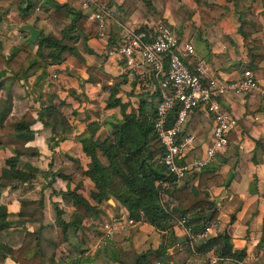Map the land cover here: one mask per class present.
Returning <instances> with one entry per match:
<instances>
[{
  "label": "crops",
  "instance_id": "0c3cea01",
  "mask_svg": "<svg viewBox=\"0 0 264 264\" xmlns=\"http://www.w3.org/2000/svg\"><path fill=\"white\" fill-rule=\"evenodd\" d=\"M56 1L83 14L88 11L80 0ZM149 1L154 12L173 28L178 38L192 44L193 53L185 58L189 68L200 62L207 75L230 81L237 79L244 67H249L257 81L264 84V58L254 67L247 64L248 49L253 40L259 39L264 49V0ZM108 2L116 9L115 18L106 21L100 33L87 37L84 42L81 38L70 42L81 59L64 52L60 61L33 69L25 78L17 81L12 80L11 72L4 65L0 66V70L3 69L0 75V100L6 96L10 99L6 118L17 114L19 119L30 120V127L34 130L33 137L23 143L4 141L0 137V176L1 168L6 167L5 158L14 153L15 148H10L13 144L21 145L16 167L25 169L26 163L38 169L31 172L34 177L27 182L0 177L3 181V185H0V202L6 206L8 221V227L0 230V243L17 247L23 237V228L34 229L39 224H53L54 203L63 209L62 217L68 220L73 206L62 200L58 193L60 190L76 188L88 199L94 210V213L82 219L80 227L76 229L68 227L62 233L59 227H55L63 252H58L56 248L52 262L42 259L41 264H131L136 253L154 249L160 242L168 255L178 253L186 244L187 236L174 221L170 229L163 231L146 221H134L119 228L111 239L102 237L97 229L102 221L111 216L127 215L126 210L111 196L99 203L89 198L90 190L94 189L93 182L81 171L87 167L90 159L82 150L80 139L88 134V130H93L92 139L102 140L111 134L112 123L121 119L120 104L106 106L112 88H116L114 95L125 105V112L132 108L135 113L140 112L149 119L158 99L160 79L159 74L155 75L144 64L140 63L135 69L129 70L117 54L106 52L107 48H112L119 41L122 24L134 27L154 20L146 13L144 2ZM205 2L225 5L226 10L217 19L205 24L202 30H198L199 11L207 8ZM67 6L53 11L45 0H36L32 10L17 18V7L9 0H0V52L6 56L15 46L35 51L36 46L29 39L28 32L20 29L22 23L34 26L42 33L60 37L63 21L74 16ZM239 18L254 23V30L246 38L237 31ZM86 47L92 52L87 51ZM52 74L56 76L52 78ZM220 102L237 116V126L228 133L227 144L235 147L237 162L234 176L227 186L212 184L207 187L218 209L209 235L224 229L229 236L231 249L244 251L242 258L224 259L222 264H264V232L261 230L264 214V152L260 162L251 161L255 140L264 146V96L253 91L242 93L228 90ZM45 104L53 105L60 113L61 122L55 123V129L61 137L57 140L56 136L51 139V127L38 120V109ZM210 133V115L201 107L194 108L180 133L192 137L184 155L187 163L203 156L210 142ZM221 152L208 161L206 165L214 167L212 172H206L204 176L218 174L223 180L226 179L230 166L219 162ZM96 156L105 162L99 150ZM156 162L160 164L158 156ZM55 171L67 177L52 176L51 173ZM197 171L195 168L188 170L180 184L186 181L188 186L203 188L197 185L198 177L194 174ZM164 184L162 182V186ZM167 198L170 200L169 205H173V199ZM27 202L31 205L29 210L20 207V204ZM231 214L234 218L229 222ZM213 254L212 249L204 253L192 252L184 264H208L206 260ZM0 264L16 262L6 257ZM156 264L176 262L164 258Z\"/></svg>",
  "mask_w": 264,
  "mask_h": 264
},
{
  "label": "trees",
  "instance_id": "16d2710c",
  "mask_svg": "<svg viewBox=\"0 0 264 264\" xmlns=\"http://www.w3.org/2000/svg\"><path fill=\"white\" fill-rule=\"evenodd\" d=\"M18 9L17 18L24 16L28 11L35 7L36 0H9ZM108 1V0H102ZM146 7V13L154 20H162L153 10L149 0H142ZM49 3L53 11H58L61 7L67 6L56 0H45ZM207 8L200 9V25L198 30L221 16L226 6L216 2H205ZM67 9L74 12V16L67 21H63L60 30V37H55L50 33L40 32L33 44L36 49L34 52L26 51L20 47H12L9 53L4 56L0 52V66L4 65L12 74V80L25 78L30 71L44 67L48 63L58 62L62 59L64 52L75 55L81 59L79 53L70 42L79 38L86 40L98 32L97 24L86 20L85 14L79 10H74L67 6ZM60 21V20H59ZM62 22V21H61ZM254 30V23L249 19H240L237 31L243 38H246ZM86 50L92 52L86 47ZM248 66L254 67L257 62L264 58V49L261 41L255 39L252 46L248 49ZM249 68V67H248ZM3 69L0 70V75ZM116 88H112L106 106L120 104L122 117L117 122L112 123V132L102 140L92 139L93 130H88V134L82 137V150L89 156L87 167L81 171L93 182L94 189L90 190L89 198L97 203L106 200L109 196L126 210L127 217L134 221H146L156 229L163 231L170 229L173 225V215L187 213L189 216L186 223L191 226L193 233L200 232L206 225L215 222L218 209L216 202L210 197L207 187L212 184H222L227 186L234 176V168L237 162V154L233 145H227L220 153V163L230 166V171L225 180L218 174L210 177L204 176L206 172H212L213 165H204L198 169L197 185L204 186L197 188L188 186L186 181L179 185L170 182L171 175L166 172L161 164L156 162V156L162 154V147L155 139L151 121L140 112L137 114L132 108L124 111L125 105L120 103L115 97ZM159 96V95H158ZM10 99L6 96L0 101V128L9 110ZM175 110V109H174ZM173 110V111H174ZM38 120L43 125L51 127V139L61 138L55 123L61 122L60 113L51 104H45L38 109ZM151 117V116H150ZM30 120L23 118L14 122L10 131L1 132L4 141L25 142L33 137L34 130L30 127ZM56 140H54L56 142ZM2 141V139H1ZM99 150L105 159L101 162L96 156ZM149 152L148 156L147 153ZM264 146L259 140H255L252 150L251 161L258 163L262 160ZM21 149L15 148L14 153L5 158L6 167L1 168V176L20 182L30 181L34 175L32 171L38 170L30 164L24 163L25 169L16 167ZM61 178L67 175L55 171L51 173ZM156 181L158 183H156ZM162 182L165 184L162 186ZM0 185L3 181L0 180ZM14 186V185H12ZM65 203H70L73 210L65 220L62 217L63 209L53 204L54 223L39 224L34 229L23 228V237L17 247H11L0 243V261L8 257L16 264H41L42 259L52 262L55 249L63 252L59 247L60 239L55 233V227H59L63 233L68 227L78 228L84 217L94 213L93 207L83 195L76 191V188L58 191ZM166 195V197H165ZM173 199L174 204L169 205V198ZM6 206L0 202V230L8 227L6 220ZM234 216H229V222ZM262 232H264V214L262 216ZM163 239V235L161 236ZM186 244L178 253L167 254L162 242L154 249H147L134 255L131 264H156L164 258H170L176 264H184L187 257L192 253H204L212 249L218 257L215 264H222L227 258L240 259L244 256L243 249L232 250L229 236L223 229L213 235L200 237L190 245L188 239ZM209 264V257L207 258Z\"/></svg>",
  "mask_w": 264,
  "mask_h": 264
},
{
  "label": "built area",
  "instance_id": "2783aa9c",
  "mask_svg": "<svg viewBox=\"0 0 264 264\" xmlns=\"http://www.w3.org/2000/svg\"><path fill=\"white\" fill-rule=\"evenodd\" d=\"M80 2L88 8L85 18L97 24L98 33L106 21L115 18L116 9L108 1ZM119 34V41L112 48H107L106 52L117 54L129 70L142 63L155 75H160L159 96L149 120L154 137L162 147L159 162L171 175L170 182L178 185L188 170L199 169L217 152L225 149L228 133L237 126V116L220 102L222 95L231 90L242 93L253 91L264 96V84L257 81L248 67L242 69L237 79L230 81L207 75L200 62L189 68L185 58L193 53L192 44L178 38L173 28L163 20L157 19L134 27L122 24ZM51 76L53 78L56 74ZM198 107L205 109L210 115V142L202 157L187 163L184 155L192 137L180 133L189 113ZM188 216L187 213L173 215V221L184 232L191 245L196 237L209 235L211 225L215 222L206 225L200 232L193 233L191 226L186 223ZM133 222L131 218L119 214L102 221L97 229L102 237L111 239L119 228ZM217 259L215 255L209 257L210 264H214Z\"/></svg>",
  "mask_w": 264,
  "mask_h": 264
},
{
  "label": "rangeland",
  "instance_id": "374dc122",
  "mask_svg": "<svg viewBox=\"0 0 264 264\" xmlns=\"http://www.w3.org/2000/svg\"><path fill=\"white\" fill-rule=\"evenodd\" d=\"M39 7H41V4L39 5ZM51 80H52V78H51ZM3 100V99H2ZM1 101V100H0ZM19 117L20 116H18L17 114H14V115H10V116H8L6 119H5V122H4V125L7 127L6 129L5 128H0V134H1V132L2 133H4L5 131H10V129L12 128V126L14 125V122L15 121H17L18 119H19ZM29 117V115H28V113H27V117L26 118H28ZM1 138L2 139H4V136H2L1 135ZM9 147H10V145H9ZM19 148V149H21V145H19V144H13V146L12 147H10V148ZM1 155V154H0ZM183 180H184V178H183ZM20 207H22L23 209H27V210H29L30 209V207H31V205H30V203L29 202H27V203H25V204H20Z\"/></svg>",
  "mask_w": 264,
  "mask_h": 264
},
{
  "label": "water",
  "instance_id": "95a60500",
  "mask_svg": "<svg viewBox=\"0 0 264 264\" xmlns=\"http://www.w3.org/2000/svg\"><path fill=\"white\" fill-rule=\"evenodd\" d=\"M20 29L22 30H26L28 32V35H29V39L31 41H35V39L37 38V36L39 35V29L28 24V23H22L20 25ZM149 152L147 153V156H148ZM179 239H182V237H179Z\"/></svg>",
  "mask_w": 264,
  "mask_h": 264
}]
</instances>
